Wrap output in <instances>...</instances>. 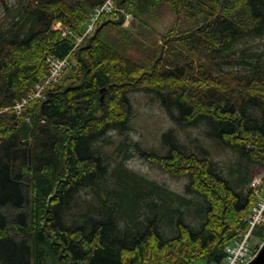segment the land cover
I'll return each instance as SVG.
<instances>
[{
	"label": "trees",
	"instance_id": "obj_1",
	"mask_svg": "<svg viewBox=\"0 0 264 264\" xmlns=\"http://www.w3.org/2000/svg\"><path fill=\"white\" fill-rule=\"evenodd\" d=\"M105 1L5 3L0 264L222 263L247 228L250 183L264 169V0H115L137 32L116 12L85 35ZM163 5L205 15L147 44L148 19ZM69 55V73L17 113L48 58ZM142 91L204 142L190 132L180 141L175 128L163 132L164 153L134 140L133 94ZM136 154L184 187L131 168Z\"/></svg>",
	"mask_w": 264,
	"mask_h": 264
},
{
	"label": "rangeland",
	"instance_id": "obj_2",
	"mask_svg": "<svg viewBox=\"0 0 264 264\" xmlns=\"http://www.w3.org/2000/svg\"><path fill=\"white\" fill-rule=\"evenodd\" d=\"M20 1L22 0H0V17L4 16L5 3H8L11 7H14ZM204 15L205 14L201 13L194 18L191 12L185 8H181L179 12L174 7L163 5L157 11L154 17L148 19V22L151 26L149 29L150 35L146 38L145 42L147 44H153L155 41H157L158 44H161L162 36L167 33L172 27H174L176 23L178 24L179 30L184 31L199 24L203 20ZM136 25L137 23L136 21H134L133 25L129 27V29L134 33L137 32V28L135 27ZM142 57L145 58L144 55H142ZM70 67L66 69L64 75L69 73V71L71 70ZM133 96L135 97L133 111L134 115L131 118V123L134 126V129L130 134L134 138V140H138L143 145H146L148 147H153L156 149L159 148L160 151H163L164 153L166 149L165 147L161 146L163 132L167 131L170 128H175L179 135L180 141L190 143V138L189 140L186 139L188 132H190L194 137L200 136L201 141L204 142V136L201 135L197 127H180L171 119L168 112L160 105V103L154 98L151 99L150 96L152 95L148 94L146 91L134 93ZM104 99L105 93L102 92V103L104 102ZM228 153L231 152H223L221 156L226 157L228 156ZM128 164L134 170L140 171L161 181L165 180L170 183L171 186L177 189H181L184 187V179L179 180L170 176L159 165L151 163L139 154L130 157L128 160ZM259 174L264 176V169L262 167L256 169V173L252 181L255 177L259 178L261 176ZM262 229H264V227L261 228V226H258L253 234V242H251V244L252 254L254 255L258 252L264 242V230L262 231ZM194 264L207 263L205 262V260L199 259Z\"/></svg>",
	"mask_w": 264,
	"mask_h": 264
},
{
	"label": "built area",
	"instance_id": "obj_3",
	"mask_svg": "<svg viewBox=\"0 0 264 264\" xmlns=\"http://www.w3.org/2000/svg\"><path fill=\"white\" fill-rule=\"evenodd\" d=\"M118 9L115 0H106V2L96 9L92 17V23L89 25V31L94 28V24L103 13H113ZM133 17L131 14L126 13L124 25L131 24ZM59 29V26H56ZM50 64V73L46 76V80L42 83H38L35 89L31 92L28 98L18 102L14 108L20 113L23 106L31 99L41 96L45 86L55 82L60 77L63 70L69 65L68 57L64 59H52L48 58ZM252 187L254 188V194L256 196V203L251 208L248 216V228L240 234V236L226 248V258L224 263L219 264H245L251 256L253 234L255 229L264 224V185L263 178H254L252 181Z\"/></svg>",
	"mask_w": 264,
	"mask_h": 264
},
{
	"label": "water",
	"instance_id": "obj_4",
	"mask_svg": "<svg viewBox=\"0 0 264 264\" xmlns=\"http://www.w3.org/2000/svg\"><path fill=\"white\" fill-rule=\"evenodd\" d=\"M245 264H264V242L254 257L250 258Z\"/></svg>",
	"mask_w": 264,
	"mask_h": 264
}]
</instances>
